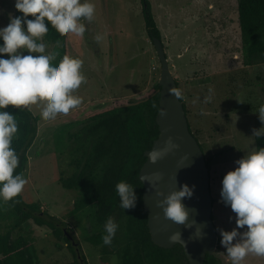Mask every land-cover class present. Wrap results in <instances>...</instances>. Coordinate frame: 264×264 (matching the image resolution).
<instances>
[{"label": "rangeland", "instance_id": "1", "mask_svg": "<svg viewBox=\"0 0 264 264\" xmlns=\"http://www.w3.org/2000/svg\"><path fill=\"white\" fill-rule=\"evenodd\" d=\"M90 2L95 5V16L91 22L82 20L86 26L83 36L64 33L56 42L42 37L48 50L59 49L53 63H59L63 51L83 61L86 83L73 93L82 98V104L53 120L42 114L46 100L24 106L39 120L24 172L29 179L21 194L26 202H37L57 217L55 223L72 244L71 249L62 238L56 240L49 226L29 219L23 231L36 249V264H72L79 251L87 264H105L103 258L109 264H114L115 258L119 264L111 246L87 241L90 210L84 214L72 210L78 191L64 188L59 178L74 170L72 161L83 142L78 131L87 117L109 104L146 97L160 75V61L146 33L140 0ZM148 2L187 108L189 126L210 160L212 213L218 233L214 253L222 264H232L220 243L219 229L232 230L235 214L222 203L220 190L223 176L237 166L235 162L256 151L253 132L264 127L257 113L264 107V60L249 65L243 62L237 0ZM15 14V0H0V27L7 26ZM6 224L8 220L0 218V230ZM241 264H264V257L249 255Z\"/></svg>", "mask_w": 264, "mask_h": 264}, {"label": "trees", "instance_id": "2", "mask_svg": "<svg viewBox=\"0 0 264 264\" xmlns=\"http://www.w3.org/2000/svg\"><path fill=\"white\" fill-rule=\"evenodd\" d=\"M140 3L148 37L161 38L148 0H140ZM237 14L243 62L249 65L257 59L264 60V0H237ZM22 15L16 9L15 17ZM28 19H32V16L29 15ZM48 23L49 29L43 37L49 42H56L64 33H60L50 20ZM65 54L63 51L59 62ZM2 55L4 57L6 54ZM159 90L160 86L155 83L146 97L133 102H116L92 112L78 131L83 142L76 151L79 155L72 161L74 170L71 175L59 178L64 188L78 191L72 210L83 214L90 210L91 233L86 237L88 242L95 246L103 244L104 225L110 217L118 224L110 246L119 256V264H189L180 244L166 249L152 242L143 207V184L139 171L146 159L145 150L151 147L159 134L155 119ZM179 97L187 116L180 93ZM4 110L12 113L19 124L12 145L20 157L16 171L24 173L39 119L24 106L16 109L9 105ZM255 145L256 151L264 148V136L255 137ZM200 146L202 148L201 143ZM206 165L210 170L209 158H206ZM121 181L135 188V208L123 210L120 207L116 185ZM0 218L8 220L6 228L0 230V264H36V249L23 231V225L29 219L37 225L49 226L56 240L62 238L72 249L66 232L55 223L57 217L42 210L37 202H26L21 192L11 199L0 198ZM79 258L81 264H87L81 251L77 252L72 264H80ZM103 261L109 264L104 258ZM203 264H222V259L215 253L207 254Z\"/></svg>", "mask_w": 264, "mask_h": 264}, {"label": "clouds", "instance_id": "3", "mask_svg": "<svg viewBox=\"0 0 264 264\" xmlns=\"http://www.w3.org/2000/svg\"><path fill=\"white\" fill-rule=\"evenodd\" d=\"M15 8L23 15L10 16V23L0 27V198L3 199H11L20 193L29 179L23 172L16 171L20 157L12 140L19 124L14 115L4 109L9 105L21 109L46 100L42 114L53 120L58 114L67 115L82 104V98L73 93L86 83L81 70L83 61L65 54L59 63H53L59 49L48 50L42 37L49 29V20L60 33L83 36L86 26L82 20L91 22L96 11L90 0H15ZM29 15L32 19H28ZM100 39L97 35L96 40ZM2 54H8V58H3ZM257 113L264 123V107ZM253 135L256 138L264 136V127L255 129ZM168 144L176 147L171 139ZM162 154V151L152 150L148 157L155 163ZM235 163L237 166L223 176L220 196L222 203L230 206L235 214L236 226L230 231H219L220 243L232 264H241L249 255L264 257V148L244 155ZM134 189L124 181L116 185L123 210L135 208L137 195ZM193 192L194 186L187 184L166 196L157 191V196H163L157 200V205L163 209L166 218L191 227L186 224L189 211L182 201L191 198ZM118 227L113 218L107 220L102 236L104 245L112 244ZM203 227L205 225L195 229L194 239L204 237ZM169 240L184 244L181 232H174ZM113 260L115 264V258Z\"/></svg>", "mask_w": 264, "mask_h": 264}, {"label": "water", "instance_id": "4", "mask_svg": "<svg viewBox=\"0 0 264 264\" xmlns=\"http://www.w3.org/2000/svg\"><path fill=\"white\" fill-rule=\"evenodd\" d=\"M151 41L161 68L157 82L160 86L159 105L155 118L159 134L151 147L145 150L146 159L139 171V179L143 184L142 201L147 213V225L154 244L166 249L180 244L189 264H203L206 255H212L217 245V232L212 219L210 171L206 165L204 152L190 131L162 39L152 36ZM170 139L176 147L168 144ZM152 150L163 152L155 163L148 157ZM183 184L194 186L192 197L182 201L189 211L186 224L191 227L176 224L166 218L163 209L157 205V200L163 199V196H157V191L163 192L166 196ZM202 225H205L204 237L194 239L195 229ZM174 232L182 233L184 244L169 240Z\"/></svg>", "mask_w": 264, "mask_h": 264}, {"label": "flooded vegetation", "instance_id": "5", "mask_svg": "<svg viewBox=\"0 0 264 264\" xmlns=\"http://www.w3.org/2000/svg\"><path fill=\"white\" fill-rule=\"evenodd\" d=\"M213 223H214V226L216 228V224H215V221H214V218H213ZM216 232H217V229H216ZM217 241H218V233H217ZM218 243V242H217Z\"/></svg>", "mask_w": 264, "mask_h": 264}]
</instances>
